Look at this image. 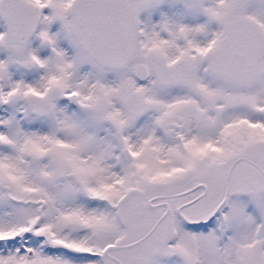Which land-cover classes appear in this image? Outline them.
<instances>
[{"label":"snow or ice","instance_id":"6c2138e0","mask_svg":"<svg viewBox=\"0 0 264 264\" xmlns=\"http://www.w3.org/2000/svg\"><path fill=\"white\" fill-rule=\"evenodd\" d=\"M0 21V264H264V0Z\"/></svg>","mask_w":264,"mask_h":264},{"label":"flooded vegetation","instance_id":"af4514ba","mask_svg":"<svg viewBox=\"0 0 264 264\" xmlns=\"http://www.w3.org/2000/svg\"><path fill=\"white\" fill-rule=\"evenodd\" d=\"M0 23H2V21H0Z\"/></svg>","mask_w":264,"mask_h":264}]
</instances>
